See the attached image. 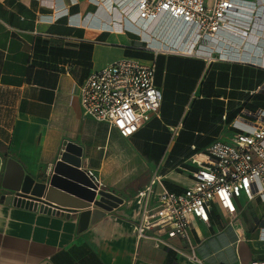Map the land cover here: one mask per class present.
Masks as SVG:
<instances>
[{
	"label": "crops",
	"instance_id": "crops-1",
	"mask_svg": "<svg viewBox=\"0 0 264 264\" xmlns=\"http://www.w3.org/2000/svg\"><path fill=\"white\" fill-rule=\"evenodd\" d=\"M66 12L107 20L97 0H0V196L14 193L1 185L8 159L39 180L72 142L80 168L94 170L122 201L81 226L80 208L48 205L45 211L0 200V264H193L150 237H136V194L153 173L170 191L190 185L196 169L191 154L214 139L227 140L243 108H264L258 89L264 66L215 53L210 60L154 55L130 33L69 24ZM251 26L245 47L264 61V13ZM123 56L153 58L161 92L159 114L126 137L84 115L78 97V85L91 71ZM258 202L264 199L257 194L241 196L234 216L216 207L208 223L192 220L190 235L204 264L264 260Z\"/></svg>",
	"mask_w": 264,
	"mask_h": 264
},
{
	"label": "built area",
	"instance_id": "built-area-1",
	"mask_svg": "<svg viewBox=\"0 0 264 264\" xmlns=\"http://www.w3.org/2000/svg\"><path fill=\"white\" fill-rule=\"evenodd\" d=\"M97 5L107 20L66 12L67 22L130 33L154 55L161 52L210 60L215 53L221 60L264 66L240 53L246 50L251 23L264 13V0H211L210 4L209 0H97ZM222 36L242 39L239 44H219L216 39ZM155 70L153 58L123 56L91 71L78 85L83 114L107 122L121 136L132 135L152 114H159L161 92L154 82ZM258 89L264 91V84ZM231 128L227 140L214 139L191 154L189 160L196 169L192 183L183 190H168L156 173L138 190L137 238L150 237L156 246L170 247L193 264H204L190 235L192 220L208 223L216 207L234 216L241 196L250 199L257 194L264 199V108H243ZM84 171L91 189L96 193L105 189L94 170ZM259 237L264 239V224L259 226ZM249 264H264V260Z\"/></svg>",
	"mask_w": 264,
	"mask_h": 264
},
{
	"label": "water",
	"instance_id": "water-1",
	"mask_svg": "<svg viewBox=\"0 0 264 264\" xmlns=\"http://www.w3.org/2000/svg\"><path fill=\"white\" fill-rule=\"evenodd\" d=\"M79 156V149L72 142H67L58 160L51 165L50 172L39 180L24 174L14 160L8 159L1 185L13 190L14 194H1L0 200L45 211L48 205L80 208L81 226H85L89 219L95 221L122 199L105 189L97 193L91 189L89 177L80 168Z\"/></svg>",
	"mask_w": 264,
	"mask_h": 264
},
{
	"label": "bare ground",
	"instance_id": "bare-ground-1",
	"mask_svg": "<svg viewBox=\"0 0 264 264\" xmlns=\"http://www.w3.org/2000/svg\"><path fill=\"white\" fill-rule=\"evenodd\" d=\"M256 1V0H255ZM217 42L219 43V44H224L225 43V38L222 36V37H218L217 39ZM242 49V48H241ZM245 49L246 50H243V52H240V53H245V52H248L249 53V59L251 60V61H254V62H259V63H261V64H264V61H259V57L258 56H254V55H251L250 54V52H251V50H250V48H246L245 47ZM231 54H236L235 53V51L234 52H231ZM258 59V60H257Z\"/></svg>",
	"mask_w": 264,
	"mask_h": 264
},
{
	"label": "rangeland",
	"instance_id": "rangeland-1",
	"mask_svg": "<svg viewBox=\"0 0 264 264\" xmlns=\"http://www.w3.org/2000/svg\"><path fill=\"white\" fill-rule=\"evenodd\" d=\"M211 3V0H209V4ZM258 208H263L264 209V203L258 202L254 204Z\"/></svg>",
	"mask_w": 264,
	"mask_h": 264
}]
</instances>
